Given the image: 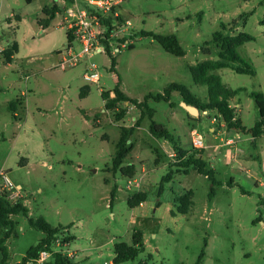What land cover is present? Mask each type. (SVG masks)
<instances>
[{
  "label": "rangeland",
  "instance_id": "1",
  "mask_svg": "<svg viewBox=\"0 0 264 264\" xmlns=\"http://www.w3.org/2000/svg\"><path fill=\"white\" fill-rule=\"evenodd\" d=\"M54 5L60 11L44 27L45 9ZM119 6L131 21L134 46L116 52L113 43L110 53L84 56L77 65L61 69L56 64L69 46L61 25L63 0H0V172L14 185L5 189L10 200L29 210L28 216L13 217L16 233L7 247L12 254H25L44 237L29 223L32 218L66 228L73 239L66 245L60 237L55 249L64 245L73 252L74 264H115V245L132 244L137 231L145 249L123 264H140L149 255L150 264H196L203 250L201 264H264V136L256 146L249 141L233 158V148L225 144L233 136L220 127L217 110L190 117L178 90L168 100L151 98L164 95L172 84H183L207 103V86L194 82L190 67L218 59L220 48L213 40L218 32H245L255 39L239 47L238 54L255 74L231 68L213 73L225 88L238 90L231 105L253 127L261 116L251 94L264 96V0H124ZM143 32L176 35L184 55L166 51ZM72 45L81 49L77 40ZM9 48H15L11 59L4 53ZM90 63L98 65L99 82L83 77ZM116 86L153 109V120L174 135L180 148H193L196 130L206 146L204 159L216 170L215 184L198 172H177L158 195L162 178L176 171L178 159L169 141L152 135L149 117L131 134L133 150L122 165H133L128 171L133 177L115 171L121 130L134 126L142 113L128 102L119 106L127 109L120 120L105 110L101 93ZM257 178L262 185L255 184ZM3 187L0 176V192ZM190 190V212H177L175 198ZM137 192L147 199L132 208L128 200ZM33 264L55 263L50 256Z\"/></svg>",
  "mask_w": 264,
  "mask_h": 264
},
{
  "label": "trees",
  "instance_id": "2",
  "mask_svg": "<svg viewBox=\"0 0 264 264\" xmlns=\"http://www.w3.org/2000/svg\"><path fill=\"white\" fill-rule=\"evenodd\" d=\"M70 2V0H66ZM27 4H31L33 0H25ZM60 8L58 5H54L50 9H45V13L48 18L41 20L43 26H48L51 21L55 18L57 13H59ZM105 23L108 26L112 25V18L106 19ZM144 36L152 37L162 47L175 55L183 56L184 50L178 40V37L174 34L169 36L156 35L151 32H143ZM67 38L69 40V46L72 45L73 36L67 31ZM255 38L245 32H241L235 35H225L222 32H218L213 36V40L217 43L220 51L218 53V59H208L202 61L196 65L190 67V72L192 74L193 80L197 84H202L207 86L209 100L207 103H202L201 100L185 85L183 84H172L165 89L164 95L151 96L156 101L168 100L173 90H178L184 102L189 105L196 106L199 111H207L215 109L218 111V118L224 123L228 130H236L245 134H250L252 136L260 137L264 134V96L260 93H252V97L255 98L257 106L259 108V113L261 119L255 123L253 127H246L240 117H237L236 107L231 105V100L238 94V90L232 91L223 86L221 77L214 74L213 72L221 68H231L240 74H255L254 67L243 60L238 54V48L242 45L253 41ZM134 44H130L129 48H132ZM109 48V47H108ZM15 48L6 49L4 52L8 59L13 57ZM110 53V51L108 50ZM114 65V61H113ZM87 92V90L85 91ZM112 92L114 96H112ZM101 96L104 101L105 110L113 111L116 120L124 118L127 109L119 108V106L125 102L134 103L139 109L142 110L141 116L137 119L134 126L131 128L123 127L121 130V138L117 144V152L113 158V169L115 171L121 170L122 173L130 178L133 176L129 174L128 171H132L133 165H129L127 168H123V162L126 157L132 152L133 144H129L130 136L134 129L141 126V122L145 117L151 119L150 131L153 136L169 141L176 152L177 162L173 164L177 169L169 170V172L162 178L158 195L161 196L165 189V184L172 181L174 175L178 172L180 174L188 175L192 171H197L199 174L206 176L213 184L216 182V170L210 166V163L204 159L203 148L198 149L193 147L192 149H184L178 146V142L174 135L164 128L163 126L157 124L153 120L154 110L151 109L143 102H137L136 100L130 99L126 93H124L119 86H116L112 91L103 90ZM190 117L191 114L188 113ZM157 151V150H156ZM160 156V155H159ZM115 191V190H114ZM10 191L0 192V254L2 259L0 264H7L9 258V249L6 245L7 240L16 233V222L13 219L14 216L18 214H23L28 216V208L23 205L19 200L13 202L10 200ZM214 194V191H211ZM114 194V192H113ZM147 199L146 193L137 192L129 200L128 203L130 207H137L145 202ZM175 203H177V212L188 214L194 205V192L187 191L179 197L175 198ZM160 205L161 202L159 201ZM29 223L31 226L37 228L44 233V237L40 241L31 246L25 253L19 264H29L37 263V259L42 251L47 250L51 252V256L55 264H74L72 259L65 253H63V246H59L56 251V243L60 240L63 244L70 243L73 239L70 234L66 232V228L63 226L55 227L49 224L44 219L34 220L29 218ZM207 245V240L205 241ZM61 247V248H60ZM145 249V239L140 231L133 234V243L128 244L126 242H119L115 245V264H123L128 261L135 260ZM205 255L203 250L200 258L196 264L202 263V258ZM152 256L149 255L146 260L142 261L140 264H150L149 261Z\"/></svg>",
  "mask_w": 264,
  "mask_h": 264
},
{
  "label": "built area",
  "instance_id": "3",
  "mask_svg": "<svg viewBox=\"0 0 264 264\" xmlns=\"http://www.w3.org/2000/svg\"><path fill=\"white\" fill-rule=\"evenodd\" d=\"M63 3L65 4V16L61 25L65 26L73 39L79 42L81 49L75 51L74 46L71 45L65 54H60L61 58L56 67L66 69L68 66L77 65L84 56L92 57L104 50L108 52V47L113 43L116 46V52H120L122 48H127L133 44L135 34L130 32L132 24L129 19L122 16L118 8L119 0H70V2L63 0ZM109 17L112 18L111 26L105 23ZM3 50L0 47V53ZM83 77L88 82H99L98 65L90 63L85 69ZM111 95L114 96V93ZM192 135L193 147L204 148L202 136L196 131H193ZM233 142V140H227V144H233ZM0 176L5 182L4 190H10L14 187L3 170L0 172ZM62 251L71 258L75 255L65 249ZM50 256L51 252L44 250L40 253L37 262H46Z\"/></svg>",
  "mask_w": 264,
  "mask_h": 264
},
{
  "label": "crops",
  "instance_id": "4",
  "mask_svg": "<svg viewBox=\"0 0 264 264\" xmlns=\"http://www.w3.org/2000/svg\"><path fill=\"white\" fill-rule=\"evenodd\" d=\"M120 3L119 4H122L124 2V0H119ZM120 8V6H119ZM121 9V8H120ZM119 9V10H120ZM60 54V53H59ZM232 104V103H231ZM234 106V105H233ZM190 114V113H189ZM199 114H201V112H199ZM236 114H237V108H236ZM192 115V114H191ZM192 116H195V115H192ZM200 116V115H199ZM199 116H195V117H199ZM238 117V116H237ZM242 120V119H241ZM245 125V124H244ZM246 126V125H245ZM220 127L226 131L227 134H230L232 135L233 137H229L230 140H233V144H227V141H225V144L226 145H229L233 148L234 152L233 154L231 155L233 158L236 157L238 155L237 152H242L244 148H246V145L250 142H252V144L254 146H256V143H257V140L261 139L263 135H261L260 137H254L250 134H246V135H249V137H244L242 134H245V133H242V132H238L236 130H228L227 127L224 125V123H221ZM247 127V126H246ZM249 128V127H248ZM193 131H196V130H193ZM192 131V132H193ZM211 131L216 133V129L214 127L211 128ZM228 139V140H229ZM205 145H204V148H203V156H204V150H205ZM263 149V147H262ZM231 152V151H230ZM230 156V157H231ZM230 157H228L227 159H230ZM192 172H197V171H192ZM255 184H263V182L261 181V178H257L256 180H254ZM20 187V185H18V188ZM143 205V204H142ZM264 223V222H262ZM9 249V248H8ZM25 254H21V255H18L16 253H11L10 250H9V258H8V261H7V264H19V262L22 260V258L24 257ZM2 259V256L0 255V261ZM29 264H33V263H29Z\"/></svg>",
  "mask_w": 264,
  "mask_h": 264
},
{
  "label": "water",
  "instance_id": "5",
  "mask_svg": "<svg viewBox=\"0 0 264 264\" xmlns=\"http://www.w3.org/2000/svg\"><path fill=\"white\" fill-rule=\"evenodd\" d=\"M185 109H187V111L192 114V115H195V114H199V109L196 107V106H193V105H189L187 104L186 102H182L181 103Z\"/></svg>",
  "mask_w": 264,
  "mask_h": 264
}]
</instances>
